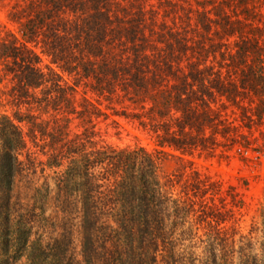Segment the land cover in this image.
<instances>
[{
    "label": "trees",
    "instance_id": "obj_1",
    "mask_svg": "<svg viewBox=\"0 0 264 264\" xmlns=\"http://www.w3.org/2000/svg\"><path fill=\"white\" fill-rule=\"evenodd\" d=\"M146 1L14 0L6 17L16 30L0 22V92L16 106L14 117L0 113V264H264V202L242 234L234 185L196 173L170 178L182 182L170 191L149 151L112 145L98 127L107 107L182 155L247 150L222 111L264 118V65L207 58L262 51L264 28L252 24L251 0L228 10L164 0L163 12ZM25 150L45 173L27 203L14 193Z\"/></svg>",
    "mask_w": 264,
    "mask_h": 264
},
{
    "label": "rangeland",
    "instance_id": "obj_2",
    "mask_svg": "<svg viewBox=\"0 0 264 264\" xmlns=\"http://www.w3.org/2000/svg\"><path fill=\"white\" fill-rule=\"evenodd\" d=\"M163 1L164 0H147L145 4L147 8L150 6L158 8V2H160V11L163 12V10L168 8ZM173 1L176 2L178 0ZM215 1L216 3L221 1V5H223L226 10L232 7L230 5L232 2L237 3V0ZM13 2L14 0L0 1V22L16 30V25L9 22L6 17L7 10ZM178 2L182 3V1ZM251 2L252 3L247 6V8L249 11L253 12L252 20L254 22H252V24L264 28V0H251ZM192 4L194 5V2H192ZM246 4L247 2H239L238 16L240 18H242V15H240V8L244 7ZM176 6L179 11L180 7L178 5ZM174 15L175 14L172 12L169 16L172 17ZM167 20L170 22L169 18ZM176 21L178 24H184L179 18H177ZM262 36L264 37V35ZM263 37H260L261 45H264ZM238 58V56L233 58L225 56L222 58L217 55L214 59L212 55H210L207 58V64H213L216 67H218L219 62L222 65L223 63L236 65L237 62L251 66L264 65V49L251 53L244 59ZM43 60L44 63H48V59L45 56H43ZM221 71L225 74L224 68H222ZM65 78L68 79L67 76H65ZM84 90L83 84H80L77 88L76 97L79 98ZM248 103V99H244L243 105L246 108V112L248 114L255 112L257 110L255 109V103L251 105ZM106 104H108V102H104V105ZM115 106L119 107L117 104H115ZM15 110V104L8 101L6 94L0 92V113H7L11 117H14ZM105 110L108 114V119L101 120L98 125V127L102 129L104 139L115 146H143L157 159L159 178L167 189L178 192L181 187L182 182H169L168 180L170 178H176L175 181L186 178L192 179V176L196 173L201 176H209L214 181L221 183L223 187L222 190H226L229 185H234L236 189L242 193L245 205L240 210L235 208V215L239 218L237 228L242 234L249 233L248 231L250 228L256 225L257 221H260L258 209L264 202V118L259 120L256 115H253V120H248V118L244 117V114H242V110L235 106H227L222 113L228 117L229 120L236 119L234 120V124L238 126L237 134H240L236 135V138L238 141L248 146V149L238 150L233 148L232 145H219L211 152L195 151L191 155H182L170 148L159 147L150 136L137 129L131 122L123 117L114 115L112 109H107V107H105ZM243 113H245V110ZM112 119L118 120L122 126L119 135L115 134V130L110 124ZM22 126L24 130H26L24 123H22ZM105 131L107 132L104 133ZM244 137L247 139V142L244 141ZM27 149L36 152L38 161H43L45 159V157L39 153L38 149L33 147L29 138H27ZM26 152L25 150L20 155V159L23 161V167L16 179L14 187L16 197L24 203L28 202L32 193V188L43 181L45 174L41 172L42 165L39 164V162L32 164L26 161ZM227 201H230V198H228Z\"/></svg>",
    "mask_w": 264,
    "mask_h": 264
}]
</instances>
